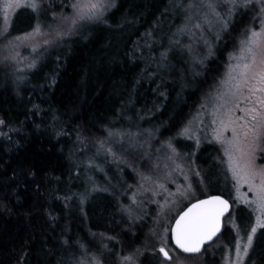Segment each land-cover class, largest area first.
Masks as SVG:
<instances>
[{
    "label": "trees",
    "instance_id": "obj_1",
    "mask_svg": "<svg viewBox=\"0 0 264 264\" xmlns=\"http://www.w3.org/2000/svg\"><path fill=\"white\" fill-rule=\"evenodd\" d=\"M61 1L68 0H42L40 13L17 11L8 36L43 24ZM193 1L116 0L106 23L88 25L46 51L19 78L0 74V264H70L90 254L98 237L113 242L104 240L107 248L132 249L141 241L137 230L126 228L108 192L85 195L83 164L95 138L121 131L132 116L150 117L164 126L163 138L195 150L174 136L219 78L234 39L251 25L253 14L238 11L212 57L191 73L182 41L173 45L170 39H180L186 19L185 9L174 3ZM196 153L209 157L210 150ZM150 258L159 261L156 254ZM250 258L264 264V228Z\"/></svg>",
    "mask_w": 264,
    "mask_h": 264
},
{
    "label": "rangeland",
    "instance_id": "obj_2",
    "mask_svg": "<svg viewBox=\"0 0 264 264\" xmlns=\"http://www.w3.org/2000/svg\"><path fill=\"white\" fill-rule=\"evenodd\" d=\"M38 2L40 7L35 13H40L43 10L41 8L42 0H38ZM75 2L76 0L61 1V3H58L59 7L52 8L48 20L40 24L42 32L49 33L55 28L57 21L52 19L54 14L57 17L62 15L71 16L73 12L71 5ZM114 2L116 3V0ZM199 2L200 0H194L192 4L198 5ZM3 4L4 0H0V29L5 26ZM19 10L32 11L28 7L10 9L7 13L10 24L13 16ZM245 10L253 14L251 25L236 36L223 61L219 78L210 85L207 91L203 92L200 103L180 131L174 136L175 139L191 143L195 150L187 152L189 145H183L181 148L176 147L172 141L173 139L168 140L161 136V129L164 126L154 125L150 117L144 116L141 118H135L136 116L125 118V127L121 128V131L111 132V135L105 133L102 137L93 140L83 164L87 170L85 195L88 196L98 191L108 192L116 199L126 228L132 232L137 230L141 236V241L132 249L120 245L115 248H107L104 245V240L108 238L98 237V241L92 242L90 245L92 250L90 254H82L71 260L70 264H80L81 261L84 264H93V257L99 264H170L162 258L158 251L161 246L160 236L164 235L165 227L169 229L165 247L166 251L173 257L171 264H176L177 256L180 257L183 264H237L236 244L239 242L243 245L245 239L242 238H246V233L250 231L251 227L256 226V219L255 215L243 203L233 199L236 196L233 187L234 181L227 170L225 163L227 158L224 156L222 146L213 139L212 129L215 125L211 123L213 119L211 113L221 103L216 99V96L225 92L228 88L224 81L228 79L229 65H234L237 62L230 59V54L238 56L241 41L250 35V30L260 31L261 22L264 20V15L259 13L258 5L240 11ZM191 11L193 19L191 21L185 19L182 25L184 27L187 24L190 31L186 34L180 32L179 41H182V49L186 51L190 61V72L195 73L200 64L205 63L206 60L212 57L214 47L219 40L216 36L219 35L220 38L221 33L224 31H221V26L215 20H213L211 30H209L208 25L203 26V31L192 27L197 22L203 24L202 19H198L196 13L200 12L202 16L204 10L193 8ZM218 11L224 15L223 8L218 9ZM9 28L7 33L0 34L1 78H5L6 75L19 78L33 68L29 67V64L34 61L36 65L46 51L66 40H55L53 32L52 35L38 36L34 40L16 41V37H23L26 33L18 36H8ZM45 39L51 40L52 43L45 45L43 43ZM9 41L13 43L9 44ZM33 44L37 45L35 52L32 51ZM15 78L13 79L16 80ZM201 105L205 107L201 108ZM243 106L242 104L241 107ZM198 112L199 116L197 117ZM235 115L242 116L243 113L237 110ZM190 121L192 139H188L187 136L181 134ZM226 135H230V133H226ZM197 137L200 141L199 147L196 144ZM168 141L173 143L179 153L175 163L167 158L171 155L170 150L166 147ZM100 142H103V146ZM206 146L209 147L210 158L208 156L199 157L196 149L199 150V148ZM108 149H111V152ZM262 160H264V157H260L258 154L257 163H261ZM176 164L181 165L183 172L174 170ZM197 172L200 173L199 176L195 174ZM185 175L188 177L187 181L184 179ZM142 177H148L149 179H142ZM201 180L203 183H201ZM189 182L194 195H190L188 198L168 195V193H176L178 186L186 187ZM141 184L143 189L138 188ZM157 184H163L167 191L159 189L156 186ZM144 189H148V191H144ZM216 190L221 193V196L228 199L232 205L231 213L224 220L222 235L198 255L185 256L178 253L173 248L169 235L173 220L188 204L212 195ZM153 191L159 194L153 196ZM241 192H247V187L241 188ZM134 193H136V203H133L132 200ZM248 195L251 198V193ZM166 198L169 203L161 210L160 205L165 204ZM172 201H175V203H172ZM261 229L257 228L254 242ZM153 233H156V235H153ZM109 242V244H113L112 241ZM78 248L81 252L85 249L80 245H78ZM251 251L252 249H250L248 257H243L242 264H252ZM146 254L149 257L147 260L145 259L146 262H143L142 258ZM154 254L158 255L159 261L157 263H154L150 258ZM125 257H131V260H126Z\"/></svg>",
    "mask_w": 264,
    "mask_h": 264
},
{
    "label": "snow or ice",
    "instance_id": "obj_3",
    "mask_svg": "<svg viewBox=\"0 0 264 264\" xmlns=\"http://www.w3.org/2000/svg\"><path fill=\"white\" fill-rule=\"evenodd\" d=\"M256 5L259 6V13L264 15V0H255V2L254 0H200L198 5L189 2L186 5L174 3L173 6L183 7L188 21L193 19L191 11L193 8L204 10L202 16L200 12L196 13L197 18L203 21V24L197 22L192 25L196 29L203 31V26L208 25L209 30H211L213 20H215L221 26V31H226L229 20L238 11ZM14 7H28L35 12L40 5L38 0H4L5 26L0 29V34L7 33L10 27L7 13ZM114 7H116L114 0H76L71 5L73 9L71 16L57 17L55 14L53 15L52 19L57 23L49 33L42 32L41 25L37 23L30 33H26L23 37L18 36L15 40H34L38 36L52 35L53 32L57 41L70 39L75 35H80L88 25L106 23L107 14ZM220 8L224 9V15L218 11ZM178 31L186 34L190 29L185 24ZM151 35V32L148 33V36ZM216 38L219 39V35ZM12 43L9 41V44ZM43 43L48 45L52 41L45 39ZM179 43L178 39H170V44L178 45ZM146 46L151 47V45ZM36 50L37 45L33 44L32 51L35 52ZM161 57L166 60L167 53H161ZM230 59L237 62L234 65H229L228 79L224 81L228 88L216 96V99L221 103L211 113L213 116L211 123L215 125L212 129L213 139L222 146L224 156L227 158L225 161L227 170L234 181L233 187L236 196L233 199L243 203L255 215L256 219V226L251 227L250 231L246 233V238H242L245 239L243 245L239 242L236 244L237 264H242L243 257H248L250 249H253L257 228H264V160L259 164L257 163L258 154L260 157H264V20L261 22L260 31L250 30V35L241 41L239 55L230 54ZM29 67H35V62L29 64ZM242 104L243 107H241ZM204 107L201 105V108ZM237 110L243 115L236 116ZM198 116L199 112L197 113ZM3 123L0 121V124ZM226 133H230V135H226ZM181 134L192 139L191 121L189 125L184 127ZM100 143L103 146V142ZM199 143L197 137V147H199ZM166 147L171 152L167 158L175 163V159L179 156L176 147L171 141H168ZM108 151L111 152V149ZM174 170L183 172V168L179 164L175 165ZM195 174L200 175L199 172ZM142 179L149 178L142 177ZM184 179L187 181L188 177L185 175ZM201 183H203L202 180ZM156 186L167 191L163 184ZM245 186L247 192H241V188ZM138 188L143 189V185H139ZM144 191H148V189H144ZM249 193H251V198H249ZM152 194L155 196L159 193L153 191ZM168 195L188 198L190 195H194V192H192V186L189 182L186 187L178 186L176 193H168ZM132 200L133 203L137 202L136 193L133 194ZM168 203L166 198L165 204L160 205L161 210ZM230 208L229 200L219 195H210L205 199H197L191 203L179 214L170 229L176 248L183 253H200L203 246L221 231L222 220ZM168 231L169 229L165 227L164 235L160 236L161 246L158 251L163 254L165 261L171 264L173 257L166 251L165 247ZM64 243L68 244V241L66 240ZM125 259L131 260V257H125ZM80 264H84V262L81 261ZM93 264H99L95 257H93ZM176 264H183L179 256L176 257Z\"/></svg>",
    "mask_w": 264,
    "mask_h": 264
},
{
    "label": "water",
    "instance_id": "obj_4",
    "mask_svg": "<svg viewBox=\"0 0 264 264\" xmlns=\"http://www.w3.org/2000/svg\"><path fill=\"white\" fill-rule=\"evenodd\" d=\"M212 195H218V194H212ZM210 196V195H209ZM219 196H221V195H219ZM208 197V196H207ZM207 197H204V198H200V199H205V198H207ZM222 198H224L223 196H221ZM224 199H226V198H224ZM228 200V199H227ZM196 201V200H195ZM195 201H193V202H191V203H194ZM190 203V204H191ZM229 203H230V201H229ZM190 204H188L187 206H189ZM231 204V203H230ZM186 206V207H187ZM186 207L183 209V210H185L186 209ZM182 210V211H183ZM182 211H180L179 212V214L182 212ZM231 211H232V205H231V208H230V210H229V212L228 213H226L225 214V216H224V218H223V220H222V227H221V231L219 232V233H217V235L215 236V237H213V239L211 240V241H209V242H207L204 246H203V248H202V250H201V252L200 253H202L203 252V250L207 247V246H209L210 244H212L221 234H222V232H223V228H224V220H225V218L227 217V216H229V214L231 213ZM179 214L175 217V219L176 218H178V216H179ZM175 219L173 220V222H172V224H171V227L174 225V223H175ZM171 229V228H170ZM170 241H171V244H172V246H173V248L178 252V253H180V254H182V255H185V256H195V255H198V254H200V253H193V254H188V253H183V252H181L179 249H177L176 248V245H175V242H174V240L172 239V233H171V231H170ZM160 253V252H159ZM160 255L162 256V258L164 259V256H163V254L162 253H160ZM165 260V259H164Z\"/></svg>",
    "mask_w": 264,
    "mask_h": 264
},
{
    "label": "flooded vegetation",
    "instance_id": "obj_5",
    "mask_svg": "<svg viewBox=\"0 0 264 264\" xmlns=\"http://www.w3.org/2000/svg\"><path fill=\"white\" fill-rule=\"evenodd\" d=\"M221 235H222V234H221ZM221 235H220V236H221Z\"/></svg>",
    "mask_w": 264,
    "mask_h": 264
}]
</instances>
